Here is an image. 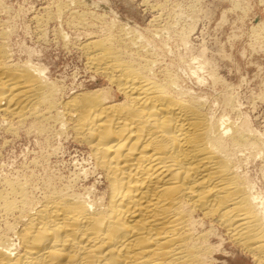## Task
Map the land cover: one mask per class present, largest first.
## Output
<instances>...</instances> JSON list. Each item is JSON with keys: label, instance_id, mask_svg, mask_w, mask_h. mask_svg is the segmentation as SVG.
I'll use <instances>...</instances> for the list:
<instances>
[{"label": "bare ground", "instance_id": "1", "mask_svg": "<svg viewBox=\"0 0 264 264\" xmlns=\"http://www.w3.org/2000/svg\"><path fill=\"white\" fill-rule=\"evenodd\" d=\"M71 1L96 11L109 2ZM96 11L79 12L80 22L101 19ZM1 12L0 6V124L13 131L31 119L30 128L43 132L46 120L70 118L95 159V170L81 172L83 178L101 173L107 189L98 191L100 180L78 189L77 176L63 186L44 181L38 195L29 182L5 178L0 264H229L220 261L224 248L213 240L221 228L264 264V200L242 171L245 151L264 154V133L245 118L237 123L229 112L216 114L204 93L168 68L155 70L148 41L135 38L129 24L118 34L98 27L79 43L90 69L109 86L60 103L47 67L13 60ZM257 25L264 31V20ZM206 59L189 72L200 83L216 82ZM233 104L225 95L224 105Z\"/></svg>", "mask_w": 264, "mask_h": 264}, {"label": "rangeland", "instance_id": "2", "mask_svg": "<svg viewBox=\"0 0 264 264\" xmlns=\"http://www.w3.org/2000/svg\"><path fill=\"white\" fill-rule=\"evenodd\" d=\"M67 1L0 0L13 60L23 64L31 59L47 67L49 77L60 89L59 102L67 101L79 91L109 86L107 78L90 69L79 43L89 39L90 31L98 32V27L101 31L111 29L118 34L129 24L135 38L148 41L155 70L168 68L179 75L184 84L204 93L216 114L229 112L232 121L237 123L245 118L258 134L264 133V31L257 28L258 19L264 20V4L259 0H109L107 4L102 1L100 4L109 6L110 10L98 7V11L94 10V5L73 0L75 6L69 3L71 0ZM83 11L86 14L96 11L101 19L89 15L83 25L78 18ZM71 17L73 22L69 21ZM201 57L207 58L209 64L207 70L201 71L202 75L213 70L220 77L216 82L207 78L200 83L189 72V65L197 66L203 60ZM114 93L121 98L117 88ZM225 95L233 98V108L224 105ZM59 107L63 111L61 104ZM51 114L57 116L55 111ZM52 119L55 118L44 122L48 129L43 132L30 128L31 119L22 127L14 123L13 131L7 130L6 124L1 122L0 187L4 186L5 178L25 180L29 186L37 188L34 187V191L39 195L48 180L63 186L79 176L78 189L83 190L100 180L98 191L106 190L107 183L100 179L101 173L83 178L85 170H95V159L90 145L75 136L73 121L65 118L60 123L62 119ZM245 155L242 171L264 200V154L250 155V151H245ZM213 240L224 248L219 254L221 262L255 264L251 254L234 242L226 230L221 228L220 235Z\"/></svg>", "mask_w": 264, "mask_h": 264}, {"label": "water", "instance_id": "3", "mask_svg": "<svg viewBox=\"0 0 264 264\" xmlns=\"http://www.w3.org/2000/svg\"><path fill=\"white\" fill-rule=\"evenodd\" d=\"M98 7H99V8H103V9H108V10H110V7L107 6V5H104V4H100ZM118 15H119V14H118Z\"/></svg>", "mask_w": 264, "mask_h": 264}]
</instances>
